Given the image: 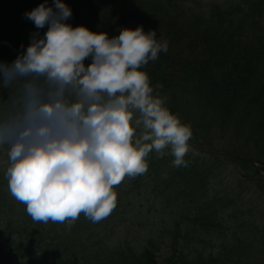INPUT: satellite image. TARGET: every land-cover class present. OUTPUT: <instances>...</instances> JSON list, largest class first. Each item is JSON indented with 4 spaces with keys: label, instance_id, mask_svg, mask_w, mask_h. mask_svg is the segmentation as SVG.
Returning a JSON list of instances; mask_svg holds the SVG:
<instances>
[{
    "label": "trees",
    "instance_id": "16d2710c",
    "mask_svg": "<svg viewBox=\"0 0 264 264\" xmlns=\"http://www.w3.org/2000/svg\"><path fill=\"white\" fill-rule=\"evenodd\" d=\"M158 1L136 0L114 16L134 21L150 16V22L136 28L156 30L158 39L168 41V51L141 70L161 97L173 99L172 108L182 117L186 107L198 103L199 113L209 120L212 113L205 109L206 102L214 104L217 98L225 102L228 119L242 125L236 138L244 133L253 142L254 158L264 166V0H255L247 9L217 4L205 12H198L193 3L198 0ZM63 2L87 8L84 26L92 32L114 37L129 25L118 24L119 18L104 11L107 1ZM186 37L188 46L183 42ZM190 140L204 147L193 136ZM165 153L161 157L151 152L144 174L115 186L116 207L107 217L93 223L81 214L69 225L32 220L8 190L7 157L0 151V160L5 161L0 166V264L17 260L18 264H234L247 251L252 254L251 242L264 230L263 218L256 217L261 209L253 203L256 209L250 210L244 199V207L234 202L222 177L231 170L232 176L226 178L234 181L231 186L248 185L251 172L255 184L262 170L257 162L232 152L210 155L194 149L185 156L187 166L174 167L170 149ZM216 245L221 247L218 254L208 248Z\"/></svg>",
    "mask_w": 264,
    "mask_h": 264
},
{
    "label": "clouds",
    "instance_id": "9594fccd",
    "mask_svg": "<svg viewBox=\"0 0 264 264\" xmlns=\"http://www.w3.org/2000/svg\"><path fill=\"white\" fill-rule=\"evenodd\" d=\"M24 17L47 31L0 62V151L8 190L34 222L101 221L116 207L115 186L144 174L153 151L170 149L172 166H187L191 126L141 70L167 40L142 25L114 37L73 27L63 0Z\"/></svg>",
    "mask_w": 264,
    "mask_h": 264
},
{
    "label": "rangeland",
    "instance_id": "374dc122",
    "mask_svg": "<svg viewBox=\"0 0 264 264\" xmlns=\"http://www.w3.org/2000/svg\"><path fill=\"white\" fill-rule=\"evenodd\" d=\"M104 1H107L106 3L102 4L104 11H110L112 14H114V17L116 15L122 14L121 11H123V8L130 7L136 0H88V3L92 5H98ZM178 1L192 3L195 0ZM254 1L255 0H198L197 2L193 3L196 4L198 12H205L209 6H218L217 4L230 5L233 8L243 5L244 8L247 9L248 6ZM31 2L32 0H0V62L6 64L12 63L18 57V55H20L29 46L31 34L39 31L42 36L43 33L47 31V26L44 29H36L34 24L24 17V13L32 11L40 4L44 3V0L39 5L37 3L36 5L30 4ZM157 2L160 4V1L157 0ZM49 3L50 1L48 0V5ZM85 6H87V3ZM70 8L72 10V17L69 21H67V23H70L73 27L84 26L87 24V8L83 7V5H80L78 8ZM79 13H81V15ZM114 18L120 19L121 22L118 24H129L127 25L129 29H135L137 25H140L144 22H150L151 19L150 16L137 17V21H134L132 18L126 16ZM163 22L166 25L169 24L168 20H164ZM262 23L264 26V19ZM186 39L187 37L183 42H185L184 44L188 46L190 41ZM193 44H195V42ZM197 45L200 46V43ZM21 46H23V48ZM6 47L9 49L10 53L8 50H6ZM180 50L182 51V49ZM15 53H17V55ZM181 54H183V52H181ZM89 63V60L85 61L86 66ZM162 97L166 98V107H168L171 112L176 114L182 123L191 126L193 137L198 140L197 142L203 143L204 146H207V148L212 151L227 153L232 152L236 153L242 158L257 162L255 163L256 167H260L262 170L259 171L260 175H258V182H254L255 184L251 183V176L253 175L251 172V176H249L250 178L248 181L247 179L245 181L248 185H237L235 183V186H231L230 184L234 183V181H229L226 179L230 177L229 175L232 176L231 170L229 171V175H224L222 178H225L227 182V188L225 187V190L234 194V202L237 201L242 203L243 207V202H248L247 205L250 204V210H255L256 206L254 204H258V209L260 207L261 210L257 211L258 213L256 217L259 219L263 218L264 224V166L259 165L258 160L260 159L254 158L255 149L253 142L249 138H244L246 135H244L243 132V134H239V136L236 138V130L239 127L242 128V125H237L233 119H228V107L226 106V103L219 98L215 100L214 104L206 102L205 109L212 113V117L209 120H205L203 119V115L199 113L200 109L198 103L191 104L194 107H190V109L186 107V111H184L185 113L182 117L181 114L175 113V109L172 108L173 99L169 96ZM239 143L241 145H239ZM237 146H242L245 151L238 148ZM235 147H237V149ZM262 158L264 159V154H262ZM220 164L221 163L217 164V166H222V164ZM229 168L235 170L233 166H229ZM220 184H223V181H221ZM242 199H244L243 202ZM226 223L229 224V221L227 220ZM224 230H227L226 227ZM226 232L229 233V231ZM258 237L259 238H255L251 242L255 246H250L248 244L250 248L254 249V251H250L252 254L247 251L242 256L241 261L234 262V264H264V230L261 235H258ZM208 248L213 250L216 254H218L221 249L220 245H216L215 247L208 246ZM246 248H248L247 245ZM18 263H21V260H17L10 264Z\"/></svg>",
    "mask_w": 264,
    "mask_h": 264
}]
</instances>
